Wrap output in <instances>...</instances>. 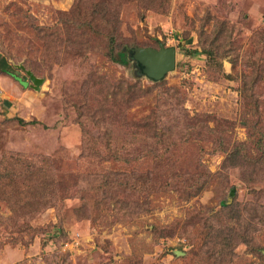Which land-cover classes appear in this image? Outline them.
I'll return each instance as SVG.
<instances>
[{"label":"rangeland","instance_id":"obj_1","mask_svg":"<svg viewBox=\"0 0 264 264\" xmlns=\"http://www.w3.org/2000/svg\"><path fill=\"white\" fill-rule=\"evenodd\" d=\"M73 1L0 0V53L45 80L36 90L23 70L25 86L0 74V176L29 169L37 203L16 214L0 189V264H216L210 234L247 229L264 249V70L246 67L264 66V0H86L118 11L121 54L176 48L159 82L128 56L109 60L105 43L85 60L47 41ZM226 27L236 50L210 48L217 70L202 43ZM224 250L237 255L228 264L260 259L236 237Z\"/></svg>","mask_w":264,"mask_h":264},{"label":"trees","instance_id":"obj_2","mask_svg":"<svg viewBox=\"0 0 264 264\" xmlns=\"http://www.w3.org/2000/svg\"><path fill=\"white\" fill-rule=\"evenodd\" d=\"M153 1H155V3H159V8H163L164 5L168 2V0ZM87 5L88 4L86 0H74L70 11L68 13L61 14L58 20L59 23L55 25L59 28V32L62 31V34L60 33V35L57 31L47 33V41L49 38L50 41H52L54 44L59 46L63 45L68 54H70L72 51L76 54V57L79 56L81 58H84L85 60H88V57L85 56L86 54H94L96 45H102V43H105L107 45L106 51L109 60L118 64H126L125 55L123 53L121 54V50L126 44L129 43H126L125 37L123 35L122 23L118 20V11H112L109 6H104L103 3L94 6L92 11H89V7ZM26 13L28 12L21 11L22 15H19L15 18L18 19L21 17L22 19L30 20V14L26 15ZM227 28L228 27L222 28V30L216 32V34L212 38L213 41L210 43V45H208V40L204 41V44L202 43V52L203 54L208 56L207 62L217 70L222 68V63L219 62V57L221 56H219L218 53L212 52L210 48L212 46H221L226 48V45H229L230 49L233 48L234 51L236 50L235 46L233 47L231 37L228 34ZM259 35L264 39V33L260 32ZM74 47H77V49H75ZM3 50V53H0V74L8 75L25 86L24 80L20 76H18L16 72L17 69H22L20 68V65L14 64L15 60L17 63L16 58L18 56L13 57L11 51H8L5 48H3ZM43 56L46 57V52ZM248 60L250 61V64L246 65ZM247 61L245 62V65L246 67L250 66L251 70H264V66L262 63H256L251 60V58L247 59ZM22 63V65L26 69L30 68L31 66L26 61H22ZM257 64L260 67H258ZM15 67L17 68L16 70L14 69ZM31 70H33L35 74L40 73L37 72V70H39L38 68L32 67ZM248 76L244 75L246 79V81L244 80V82L246 83V90L248 89V87H250L248 85L251 81V78H249ZM26 77L28 76L26 75ZM104 91V88H100L98 90L99 93H103ZM115 100L116 104L118 100L117 98ZM120 103L123 104L122 100ZM97 112H99L101 116L94 117V120L96 123H100V127L104 126L107 120L111 118L108 116L109 101L107 98H105V103H103L99 107ZM119 112L121 113L123 112V110H119ZM19 121L22 124L26 123L22 119H19ZM257 143L261 155L255 160L254 163L263 165L264 138L260 137L257 140ZM239 161L240 160L237 159L236 163H238ZM30 172L31 171L29 169L25 172H20L19 168L14 169L11 167H4V172L0 176V189L2 190L1 197L5 196L6 201L13 205L11 209L16 214L21 209H33L37 206L36 201L33 198L27 196L28 187L33 178ZM22 187L24 188L23 190H21ZM142 187H144V185H142ZM231 194H235V189L231 190ZM242 232L243 234L241 232L240 234H235L234 232L228 234L227 232L221 235H218V233L216 232L215 237L213 236V234H210L207 249L209 256L212 258L214 263L217 264L218 262H225L226 264H228L234 261V258L237 255L233 252L225 251L224 249H226V247H230L234 243V239L236 237L237 241H242V243H245L248 247V250L255 255H258L261 259V262L259 259L258 261H252L251 264H264V249L255 244L253 239L255 233L251 232L248 229L242 230ZM243 236L244 240H238L243 238Z\"/></svg>","mask_w":264,"mask_h":264},{"label":"water","instance_id":"obj_3","mask_svg":"<svg viewBox=\"0 0 264 264\" xmlns=\"http://www.w3.org/2000/svg\"><path fill=\"white\" fill-rule=\"evenodd\" d=\"M123 54L130 61H134L139 66V74L145 76L150 81L159 82L165 79L166 75L176 68V48L160 46V49L151 47L130 48L125 47ZM20 68L27 74L32 82V87L39 90L45 80L38 78L33 72L25 67ZM179 253V252H178Z\"/></svg>","mask_w":264,"mask_h":264},{"label":"flooded vegetation","instance_id":"obj_4","mask_svg":"<svg viewBox=\"0 0 264 264\" xmlns=\"http://www.w3.org/2000/svg\"><path fill=\"white\" fill-rule=\"evenodd\" d=\"M154 49H157V48H154ZM160 49V48H159Z\"/></svg>","mask_w":264,"mask_h":264}]
</instances>
